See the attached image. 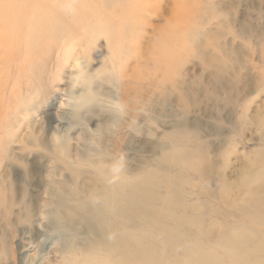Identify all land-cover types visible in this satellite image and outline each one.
Masks as SVG:
<instances>
[{
	"label": "rangeland",
	"instance_id": "1",
	"mask_svg": "<svg viewBox=\"0 0 264 264\" xmlns=\"http://www.w3.org/2000/svg\"><path fill=\"white\" fill-rule=\"evenodd\" d=\"M117 1L92 0L90 6ZM140 1L145 12L136 15L138 26L127 40L134 49L120 45L117 62L103 47L108 39L124 40L125 32L113 30L118 22L98 11L105 21L101 34L55 41L41 61L26 65L31 71L23 78L17 67L0 77V264L110 262L104 252L89 257L91 238L77 206L97 201L89 191L122 174L124 165L137 176L146 167L156 182L186 177L187 193L175 197L188 207L184 220L200 212L194 203L204 202L191 192L208 194L209 204L223 209L222 176L239 186L257 180V169L264 172L258 125L264 124V0H179L182 26L168 23L176 15L173 0ZM166 26L176 38L180 28L191 29L182 33L184 64L168 75L156 62L145 63ZM218 73L225 84L214 91ZM201 153L214 170L193 189L200 178L178 170L189 165L184 156L197 161ZM217 213L204 212L205 221L223 223L222 210Z\"/></svg>",
	"mask_w": 264,
	"mask_h": 264
},
{
	"label": "bare ground",
	"instance_id": "2",
	"mask_svg": "<svg viewBox=\"0 0 264 264\" xmlns=\"http://www.w3.org/2000/svg\"><path fill=\"white\" fill-rule=\"evenodd\" d=\"M90 1L0 0V77L7 70L17 67V78H23L29 71L26 65L41 61V55H46L56 44L55 41L70 44L76 40L88 41L92 36L101 34L100 28L105 21L97 17L98 11H106L109 20L118 22L113 30L125 32L124 40L108 39L103 50L107 54L112 52L117 62L120 45L121 48L126 45L134 49L127 40L135 33L132 27L138 26L136 15L145 12L142 11L144 4L140 0H118L112 7H105L104 4L91 7ZM172 3L171 14L173 16L174 10L176 15L168 23L182 26L184 20L181 13L184 8L179 0ZM190 30L188 26L180 28L176 38L172 36L175 31L172 27L162 28L159 47L148 59L145 58V63L156 62L167 75L178 66L182 67L185 48L182 33ZM16 45L23 47L22 53L13 50ZM87 52L88 57L93 56L89 50ZM131 53L134 56L132 50ZM221 77L220 73L214 74V91L225 84ZM211 97L216 101L220 99L215 95ZM3 119V115H0V121ZM258 125L264 135L263 122L260 121ZM206 157L201 153L196 161L184 156L189 165L178 170L179 174L188 173L200 178L199 185L193 183V189L202 188L204 182L212 178L214 163ZM263 159L264 156L260 163ZM122 169V174H113L108 183L97 184L89 191L91 196L98 198L97 201L84 199L78 203L84 230L91 238L87 244V249L91 251L90 258H100L101 252H104L111 260L108 264H264V172L261 169L256 170L257 180L247 184L240 182L239 186L235 180L230 181L224 176L220 178L219 190L223 197L219 202L223 209L211 206L208 194H201L197 190L198 194L191 192L189 195H199L204 202L194 203L200 212L185 220L188 207H184L175 197L177 193H187L184 187L191 183L186 181V177L180 176L177 180L162 177L156 182L146 167L140 176L133 174L134 170L128 165ZM159 184L163 185L162 189L158 188ZM159 191H163L162 194ZM244 193L247 196L239 201L233 198L235 194ZM3 197L0 194V206ZM218 209L223 212L219 213L223 223L206 222L204 212L211 215L213 211L216 215ZM228 210L237 213L235 219ZM165 221L169 226L164 225ZM139 222L141 225L138 228Z\"/></svg>",
	"mask_w": 264,
	"mask_h": 264
}]
</instances>
